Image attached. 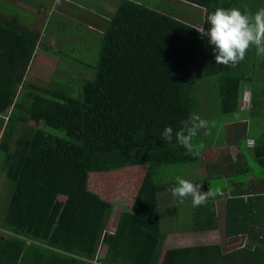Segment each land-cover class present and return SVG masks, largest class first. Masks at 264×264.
Returning <instances> with one entry per match:
<instances>
[{
  "label": "trees",
  "instance_id": "1",
  "mask_svg": "<svg viewBox=\"0 0 264 264\" xmlns=\"http://www.w3.org/2000/svg\"><path fill=\"white\" fill-rule=\"evenodd\" d=\"M0 1L31 21L0 3V264H264V56L253 46L236 67L218 65L195 29L218 7L255 13L264 0H59L72 15L58 0ZM36 52L56 61L45 84L27 78ZM192 113L215 122L194 138L198 157L161 140ZM228 146L243 158L204 164ZM133 167L142 177L129 206L90 188L91 173ZM178 176L222 182L221 196L181 203L170 191ZM218 229L240 245L163 252L169 234Z\"/></svg>",
  "mask_w": 264,
  "mask_h": 264
},
{
  "label": "clouds",
  "instance_id": "2",
  "mask_svg": "<svg viewBox=\"0 0 264 264\" xmlns=\"http://www.w3.org/2000/svg\"><path fill=\"white\" fill-rule=\"evenodd\" d=\"M209 27L204 25L195 27L202 37H207L210 45L214 46L213 53L218 65L234 68L245 60L246 54L253 46L257 56H264V7L255 13L247 10L241 11L239 8L218 7L207 16ZM214 121L210 122L202 118L197 113H192L181 122V127L174 130L171 126H166L161 133V140L165 143H175L181 145L186 155L198 157L200 147L193 143L194 138L204 130V135L210 134V125L214 126ZM173 197L178 198L181 203L191 197L194 207L205 204L217 193L211 189L202 190L201 184L183 177H176V183L170 188Z\"/></svg>",
  "mask_w": 264,
  "mask_h": 264
},
{
  "label": "rangeland",
  "instance_id": "3",
  "mask_svg": "<svg viewBox=\"0 0 264 264\" xmlns=\"http://www.w3.org/2000/svg\"><path fill=\"white\" fill-rule=\"evenodd\" d=\"M3 9H5V11L12 12L15 17H18L19 20L24 21V23H30L31 21L28 20L30 14H28V12H21L19 11V9L14 6L11 3H3V1H0ZM62 4L65 5L64 1L60 2L58 0L56 6L57 9L62 8ZM69 5V3H68ZM65 5L64 8L67 11L68 15H72L74 9L71 7V5ZM60 7V8H59ZM9 10V11H8ZM36 12V11H35ZM39 17V20H46V18H48L49 16V12L48 10L44 11V12H37ZM60 22L58 21V19H56L55 17L52 19L50 25L48 26V28L52 29V30H58V24ZM64 23V22H63ZM71 30V33L67 34L70 35L71 37H74V33H75V27L72 25L71 27H68ZM78 47V46H77ZM85 49V47H78V49L76 50V52L80 55L83 52V50ZM69 50V48L67 49ZM71 51V50H70ZM72 52V51H71ZM73 53V52H72ZM74 56L76 55L73 54ZM55 59L51 56H48L47 54H45L44 52H36L35 57L33 59V62L30 65L29 71H28V79H31L33 81H35L38 84H45L47 82V80L49 79V76L51 75V73L56 69V63H55ZM249 92L248 90L244 91L241 97V106L242 107H247L250 106V96H249ZM259 122V121H256ZM256 126V123H255ZM261 127V123L258 127H256L253 131L257 132L258 128ZM252 131V132H253ZM251 132V133H252ZM231 155L232 157H236L239 154L238 149L235 146H228L227 148H210L209 150H207L203 156H204V164H208L213 161H215L217 158H222L224 155ZM239 156L241 158H243V156H241V154H239ZM249 164H254V162H251L249 160ZM256 167V166H254ZM125 170L120 171V172H116V173H111V174H104V175H99V174H95V173H91L89 175L90 178V188L100 192V194H102L106 199H109L110 201L119 203L121 206L122 204L125 205V203L129 206L131 205V202L133 200L135 191H134V185L140 181L141 177H142V172H140L139 170H141L140 168H124ZM139 169V170H137ZM205 173L207 171H204ZM204 178H206V176L204 175ZM250 180V178H249ZM199 181L203 182L205 181L204 179H197L196 182ZM247 184V181L246 183ZM244 184V185H245ZM212 186V191L216 192L219 188H222V182L218 183L217 181H212L211 183ZM3 190V189H2ZM2 193V192H1ZM115 209H114V213H113V217H115ZM164 216V217H163ZM162 216V222H164V219H167L168 215H163ZM172 217L171 221V226L172 225H182V222H179L178 220H175V213H170V215ZM161 222V223H162ZM113 223L111 222L109 225V230H111ZM113 230V229H112ZM223 233V230H219L217 232H203V233H198V234H169L166 237L165 240V246L164 248H166L167 246H177V245H183V246H187V245H194L196 243H200L197 245H207V243H213L216 242V244H220L222 249L224 251H228L231 250L232 248L240 245V242L236 243L237 240L236 239H222L223 235H221ZM214 237V238H213Z\"/></svg>",
  "mask_w": 264,
  "mask_h": 264
},
{
  "label": "crops",
  "instance_id": "4",
  "mask_svg": "<svg viewBox=\"0 0 264 264\" xmlns=\"http://www.w3.org/2000/svg\"><path fill=\"white\" fill-rule=\"evenodd\" d=\"M233 159H235L234 157H232ZM247 181V180H246ZM244 183H246V182H244ZM196 184H201L202 185V190L203 191H207V190H209L210 189V185H209V183L205 180V181H203V182H200V183H196ZM224 185H225V192H229L232 188H233V186H234V182H232L231 180H226L225 182H224ZM212 187V186H211ZM220 188L216 191L217 192V195H219L220 194ZM219 196H221V195H219ZM216 213H217V219H218V227H224V216H223V214H224V204L222 203V199L221 198H219L218 199V201H217V205H216ZM223 225V226H222ZM220 229H218V230H216V231H207V232H217V231H219ZM177 234H192V233H177ZM196 234H198V233H196ZM221 235H223V233L221 234ZM214 238V237H213ZM226 239L225 237H224V235H223V237H222V239ZM229 240V239H228ZM166 243V242H165ZM165 243H164V246H165ZM197 244H200V243H196V244H194V245H187V246H196ZM207 244H216V242H213V243H207ZM218 244V243H217ZM176 247H186V246H183V245H177V246H167L166 248H164L163 247V252L166 250V249H169V248H176Z\"/></svg>",
  "mask_w": 264,
  "mask_h": 264
}]
</instances>
